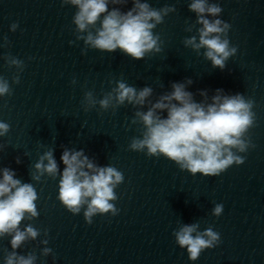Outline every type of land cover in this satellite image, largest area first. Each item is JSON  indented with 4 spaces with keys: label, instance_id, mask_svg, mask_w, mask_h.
Masks as SVG:
<instances>
[{
    "label": "clouds",
    "instance_id": "1",
    "mask_svg": "<svg viewBox=\"0 0 264 264\" xmlns=\"http://www.w3.org/2000/svg\"><path fill=\"white\" fill-rule=\"evenodd\" d=\"M130 2L132 7L122 12L121 7L129 0H61L62 5L76 9L72 23L76 40H82L85 45L82 54L88 48L108 53L119 49L133 60H142L148 54L161 52L162 41L153 30L169 13L176 11L175 7L166 5L156 9L147 0ZM109 5L114 7L109 10ZM117 5L120 7H115ZM188 10L195 13L196 20L184 30L191 32L195 28L196 35L186 37L182 41L184 47L191 48L198 56L203 49L204 59L210 61L213 68L223 70L226 61L236 55L237 48L230 46L228 39L231 25L218 18L222 8L209 0H189ZM17 27V23L11 24L10 31ZM7 45L5 37L0 47ZM5 60L9 67L15 66L20 71L24 68V62L15 57L9 55ZM19 82V75H13L12 83ZM71 83L75 84V79ZM192 83L191 78L173 82L171 91L153 100L152 87L137 89L118 80L115 87L99 100L91 91L85 92L82 106L85 112L97 105L101 110L112 109L114 112L125 103L131 105L137 109L131 123L139 124L142 130L139 137L131 139L129 150L146 152L147 156H162L191 175L218 176L230 166L244 163V157L239 153L254 147L247 136L255 124L254 101L240 93L231 95L216 89L210 102L206 90L199 92L203 99L196 102L194 94L187 91ZM11 95L9 81L0 76V97ZM165 112L166 117L162 116ZM9 130L10 125L0 121V137ZM60 161L64 165L62 172L54 157V149L48 148L32 165V181L39 182L43 176L55 179L59 175L57 199L73 215L83 209V218L88 224L97 214H118L119 209L113 202L117 200L114 190L124 181L121 171L111 165L98 166L83 149L64 148ZM16 163H20L19 157ZM37 199L32 183H22L15 178L13 170L0 168V238L10 237L11 248L3 256V264H35L37 257L34 253L22 255L16 250L40 235V230L31 223L23 230L20 228L22 221L38 217ZM222 211L223 205L216 204L211 215L219 217ZM199 228V223L180 224L172 233L175 243L186 249L191 261L198 259L203 250L220 242L219 233L212 227L203 231ZM51 251L45 247L42 254L47 256Z\"/></svg>",
    "mask_w": 264,
    "mask_h": 264
},
{
    "label": "water",
    "instance_id": "2",
    "mask_svg": "<svg viewBox=\"0 0 264 264\" xmlns=\"http://www.w3.org/2000/svg\"><path fill=\"white\" fill-rule=\"evenodd\" d=\"M231 25L228 39L264 77V0H209Z\"/></svg>",
    "mask_w": 264,
    "mask_h": 264
}]
</instances>
